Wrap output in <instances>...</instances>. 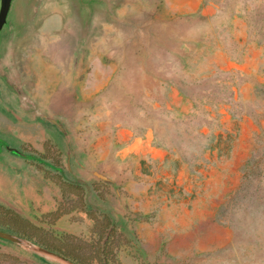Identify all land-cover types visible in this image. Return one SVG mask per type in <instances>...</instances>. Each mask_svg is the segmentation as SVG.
<instances>
[{"label":"rangeland","instance_id":"rangeland-1","mask_svg":"<svg viewBox=\"0 0 264 264\" xmlns=\"http://www.w3.org/2000/svg\"><path fill=\"white\" fill-rule=\"evenodd\" d=\"M0 112V163L47 145L85 203L18 156L52 199L0 205L87 242L108 215L115 264H264V0H12ZM39 247L0 264H70Z\"/></svg>","mask_w":264,"mask_h":264},{"label":"trees","instance_id":"trees-1","mask_svg":"<svg viewBox=\"0 0 264 264\" xmlns=\"http://www.w3.org/2000/svg\"><path fill=\"white\" fill-rule=\"evenodd\" d=\"M0 145H5L4 140L1 138ZM8 151L25 160H31L32 164L59 184L63 197L70 195L74 198L71 209L84 206L83 186L79 182L64 179L59 160L51 157L50 148L47 145H44V152L41 153H26L24 150L9 147ZM67 212L68 210L60 204L54 212L48 213L46 217H48L50 223H54ZM90 216L94 220L93 233L97 237L96 240L90 242L71 234L55 235L53 232L45 230L33 221L23 217L16 210L3 205H0V228L33 240L38 245L55 252L74 264H115L110 254L111 240L116 231L112 219L106 214L101 216L93 214Z\"/></svg>","mask_w":264,"mask_h":264},{"label":"crops","instance_id":"crops-1","mask_svg":"<svg viewBox=\"0 0 264 264\" xmlns=\"http://www.w3.org/2000/svg\"><path fill=\"white\" fill-rule=\"evenodd\" d=\"M3 114L0 112V120ZM4 163H0V200L8 202L18 211H27L29 205L52 199L49 188L43 195L36 194V184L32 169L17 155L10 152L3 155ZM29 199V200H28Z\"/></svg>","mask_w":264,"mask_h":264},{"label":"water","instance_id":"water-1","mask_svg":"<svg viewBox=\"0 0 264 264\" xmlns=\"http://www.w3.org/2000/svg\"><path fill=\"white\" fill-rule=\"evenodd\" d=\"M11 4H12V0H0V32H1L2 28L7 24L9 12L11 9ZM0 238L15 242V243H19V244L27 243L29 241L25 237L15 235L12 232L2 230V229H0ZM39 248H41V250L44 252H50V250L45 249L43 247H39ZM51 253H53V252H51ZM53 254H55V253H53ZM55 255L64 259L65 261H68L70 264H74L73 262L65 259L64 257H62L58 254H55Z\"/></svg>","mask_w":264,"mask_h":264}]
</instances>
